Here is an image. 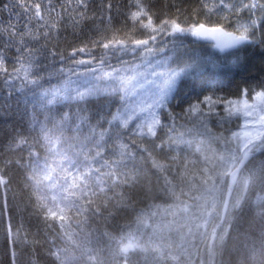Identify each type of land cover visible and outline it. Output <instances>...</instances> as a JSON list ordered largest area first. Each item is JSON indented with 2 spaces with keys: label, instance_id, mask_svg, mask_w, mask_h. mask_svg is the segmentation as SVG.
Returning a JSON list of instances; mask_svg holds the SVG:
<instances>
[{
  "label": "snow or ice",
  "instance_id": "6c2138e0",
  "mask_svg": "<svg viewBox=\"0 0 264 264\" xmlns=\"http://www.w3.org/2000/svg\"><path fill=\"white\" fill-rule=\"evenodd\" d=\"M89 2L90 0H17V6L23 8L26 23L20 30L13 24L5 29L8 39L4 47L13 48L15 56L9 60L4 51H0V82L6 86V90L10 89L9 95L13 90L26 89L31 93L29 103L32 106L26 132L17 133L11 145L12 148L27 153L22 158L26 162L6 160L3 162L4 167H0V216L5 219L10 245L26 242V236L22 233L23 226L16 224L13 227L12 217L8 215L11 179L5 169L13 163L27 169L26 180L34 191L38 206L42 208L46 226L54 233L58 227L62 233L67 213L73 210L77 214L89 213L92 216H102L104 212L113 215L106 203L97 204L95 198L100 193L106 196L109 191L115 193L119 187L130 186L134 177L127 171L128 164L137 158V152L133 149L151 157L148 149L143 144L137 145L133 137L141 141L150 140L160 150L178 148L180 144L190 143L184 139L185 132L178 130L184 128L185 124L178 121L192 123L193 127L187 129L188 133L203 129L201 135L211 134L208 123L213 116L219 118L217 106L222 105L229 115L233 114V107L241 104L245 117H252L257 111L256 106L249 104L246 99L248 89L242 90L241 99L228 100L206 95L203 98L198 97L195 102H189L186 108L182 107L180 113L172 111L170 105L176 98L175 90L181 80L193 78L209 66L220 65L215 55L192 53L175 59L173 62L176 67L167 72L156 73L154 70V74L162 78L157 85V98L149 105L147 116L137 118L135 113H130L127 109L124 96L118 95L119 89L115 87V83L119 81L123 84L128 78L120 75L121 69L114 67L111 59L115 57L118 63L127 64L128 61L123 58L125 55H159L170 42L168 38H172L171 43L175 44L177 40L188 35L210 42L212 48L227 52L228 55H235L228 50L264 45L262 0H200L201 10L209 22L197 20L188 26L178 22V17H157L154 20L149 0H127L126 16L139 25L142 38L122 39L114 33L110 37L81 40L79 45L72 46L67 55L58 49L48 48L47 44L58 40L61 28L69 22L74 33L76 29L82 32L85 30L81 25L86 24L89 18ZM112 12V0H103L96 18L101 23H111ZM214 16L220 19L213 23L211 18ZM33 20L36 21V25H32L36 28L35 31L29 28ZM229 27L231 31L228 30ZM25 35L28 41L25 40ZM97 48L101 50L99 54L96 52ZM165 59L171 60L172 57ZM105 65L111 71L101 74L100 70ZM89 75L95 81H105L104 85L89 82L81 88L79 81L81 78L86 80ZM260 87L262 90L255 91L254 99L260 102L264 111V84ZM114 94L116 98L113 105L120 104L115 113L111 109L107 112L90 110L93 98ZM240 111L237 107L236 112ZM133 120L137 122L131 124ZM249 125H253L252 130H246L242 134L233 133L231 138H223L227 153L226 156L219 157L223 163V171L218 172L213 168L210 172L209 167L199 170L200 183H211V188L215 190L219 187L217 181L219 185H226L225 197L221 201L222 211L218 213L219 224L213 228L208 238L209 264H213L216 256L214 249L217 242L221 247L227 242L229 230L238 223L239 215L243 214L249 187L257 182H264V162L255 169L245 168V162L250 157H254L256 153H264V114H258L255 120L246 119L245 127ZM256 125L259 127H255ZM161 132L165 133L167 140L161 137L160 142L156 143ZM125 138L127 142H124ZM237 138L241 142L234 144L233 140ZM41 151L45 155L41 156ZM197 151L200 149L197 148ZM106 153L116 158L109 160ZM51 155L60 157L62 171L65 173L64 185H58V191L53 195L48 194L44 184L46 179H50L48 160ZM200 163L207 165L208 157H203ZM189 165L194 170L196 161L186 160L182 171L171 172L172 179L164 177V193L177 201V210L185 212L187 205L180 200V196L186 193L182 187L178 192L177 184L173 180L178 179L195 188L191 178H186ZM153 166L159 170L165 167L155 161ZM101 169L106 171L102 172ZM42 170L49 175L41 177ZM242 170L244 174H241ZM73 172L76 174L73 175ZM93 180L94 184L90 183ZM234 186H239V194L233 200ZM119 195L123 197V193ZM257 202L264 203V196H257ZM124 206L133 207V202L129 199ZM156 207L149 205L151 210L141 209L137 212V227H149V219L157 215L154 210ZM259 214L264 217V208L260 209ZM157 230L159 226L154 228V231ZM148 241H151V237H148ZM116 242L125 264L128 254L141 248V241L132 231L122 234ZM52 244L50 255L56 264H69V257L64 250L56 246L55 236ZM84 254L89 264H93L96 257L92 249L86 248ZM256 255L253 250L251 259L255 260Z\"/></svg>",
  "mask_w": 264,
  "mask_h": 264
},
{
  "label": "trees",
  "instance_id": "16d2710c",
  "mask_svg": "<svg viewBox=\"0 0 264 264\" xmlns=\"http://www.w3.org/2000/svg\"><path fill=\"white\" fill-rule=\"evenodd\" d=\"M102 2L103 0H90L89 18L86 24L81 25L85 29L83 32L76 29L74 33L69 22L61 28L59 39L48 43L47 47L58 49L67 55L72 46L79 45L81 40L110 37L114 33L122 39L126 37L142 38V30L139 25L134 24L126 16L127 0H112L113 18L111 23H101L96 18ZM149 4L154 14V20L157 17H178V22L184 26L195 23L197 20L209 22L201 10L200 0H149ZM218 19L220 18L214 16L211 18V22L214 23ZM25 23L23 8L17 6V0H0V51H4L9 60L15 56V50L4 47L8 39L5 29L9 24H13L17 30H20ZM32 25H36L35 20L29 25V28L35 31L36 28ZM228 30L232 29L229 27ZM168 39L170 42L165 51L160 54L173 53L171 50L173 47L172 38ZM183 39L190 42L194 48L202 47L205 51V53L204 51L196 52L187 47L190 54L215 55L220 61V65L219 67L209 66L199 75L179 82L175 90L176 98L170 105L175 113H180L182 107L186 108L189 102H195L198 97L212 95L214 98L219 96L228 100H237L241 98V92L244 89H248V94L262 90L260 85L264 84V45L245 46L235 51V55H221L210 45L192 41L190 35ZM25 40L28 41L27 35H25ZM100 51L99 48L96 49L97 54ZM174 53L172 54L173 60L179 57L178 49ZM130 56L125 55L124 59ZM9 90H6V86L0 82V167H4L3 162L6 160L25 163L26 161L22 158L27 156L26 152L14 149L11 145L13 137L17 133L26 132L28 128L29 113L32 111L31 103H29L31 93L26 89L23 91L13 90L9 95ZM118 95L123 96L120 92ZM115 98V94L95 97L90 105V110L107 112L111 109L115 113L116 108L120 107L118 103L113 105ZM126 106L128 107L127 103ZM136 122L137 120H133L131 124ZM178 123L185 124V127L180 130L186 133L184 139L190 141L189 144H180L178 148L160 150L150 140L141 141L139 138L133 137L137 145L143 144V147L148 149L151 157L147 153L133 149L137 152V158L128 164L127 171L134 177L130 186L119 187L115 193L109 191L106 196L104 193H100L95 198L97 204L106 203L108 210L113 215L104 212L102 216H92L89 213L77 214L73 210L67 213L62 233L58 227L54 233L46 226L42 208L38 206L34 191L26 180L27 169L18 167L15 163L7 167L5 171L11 179V190L8 193V215L12 217L13 227L16 224L23 226L22 233L26 236V242L10 245L5 219L0 216V264H56L50 255L54 236L56 246L64 250V253L69 257V264H89L84 254L86 248L92 249V253L96 257L93 264H124L125 260L119 252L116 239L122 234L126 235L129 231H132L141 241V248L128 254L127 264H183L170 250V244H162L157 238V231H154L157 222L165 220L163 213L168 210L169 206L177 203L172 196L164 193V177L168 176L172 179L171 172L182 171L185 161L193 160L196 161L195 169L193 170V166L189 165L186 178H191L196 187L191 188L190 185L183 182V186L177 185L178 192L182 187L186 193L180 196V200L189 203V198L195 199L211 192V183L209 185L200 183L199 170L209 167L210 172L213 168L219 172L217 169L222 162L219 157L224 156L225 153L223 138H228L239 130L240 120L226 121L223 117L220 119L212 117L208 123L211 134L203 135L200 134L203 129L187 132L188 128L193 127L192 123L182 120ZM161 137L167 140L165 133L161 132L155 142L159 143ZM124 142H127V138ZM197 148L200 151H197ZM43 155L45 153L41 151V156ZM106 156L109 160L116 158L108 153ZM205 156L209 161L207 165L200 163ZM251 159V162L258 168L264 162V153H256ZM153 161L164 165V169L159 170L154 167ZM48 165L51 169L50 179H46L44 184L48 194L53 195L58 191V185H64L65 173L62 171L60 157L56 155L49 157ZM94 166L99 167V165ZM101 170L102 172L106 171V169ZM75 174L73 172V175ZM40 175L44 177L49 173L42 170ZM178 181V179L173 180V183L177 184ZM90 183L94 184V180ZM120 193H123V197L119 195ZM257 196H264V182H257L249 187L244 212L242 215L238 214V223L229 230L227 242L222 247L217 242L213 264H264V217L259 214L260 209L264 208V203L257 202ZM129 199L133 202V207L124 206ZM149 205L157 206L154 209L157 215L150 218L149 227H146L143 232L142 226L137 227L135 217L141 209L151 210ZM152 218L155 220L152 221ZM113 237L116 239H112ZM148 237H151L150 242ZM207 245L208 242L200 245L199 257L195 264H209ZM253 250L257 253L255 260L251 259Z\"/></svg>",
  "mask_w": 264,
  "mask_h": 264
},
{
  "label": "rangeland",
  "instance_id": "374dc122",
  "mask_svg": "<svg viewBox=\"0 0 264 264\" xmlns=\"http://www.w3.org/2000/svg\"><path fill=\"white\" fill-rule=\"evenodd\" d=\"M190 42H187L185 39L177 40L175 44L171 47L173 53L178 49L179 56L184 54H190V50L196 52H203L202 47L194 48L190 45ZM172 53V54H173ZM205 53V51H204ZM172 54L164 55L153 53L151 55L137 56L131 55L130 57L124 59L128 61L127 64H120L117 62L116 58L111 59V64L121 69V76H124L128 79L121 84L119 81L115 83V87L119 89V92L123 94L126 103L128 104L127 109L130 113H135L136 117H146L148 114V107L154 102L157 98L158 87L161 83L162 78L157 77L154 74L156 73L167 72L172 68L176 67V64L171 60H166L165 57H172ZM124 58V57H123ZM101 74L103 72L111 71L107 65L100 70ZM98 83L101 86L104 85L105 81H95L89 75L87 79L81 78L79 81L81 88L86 84ZM109 83H111L109 81ZM255 93L248 94L246 99L251 105H255L257 111L253 113L252 117H245L243 115V105H236L231 109L232 115H229L224 111L223 106H217V112L219 113V118L223 117L226 121H236L240 120V128L234 133L242 134L246 130H252L253 125L245 127V121L255 120L258 114H264V111L261 109L259 101L254 99ZM241 99V98H240ZM240 108L239 113L236 112V108ZM143 109V111H141ZM216 117V116H213ZM255 127H259L256 125ZM181 132H184L178 129ZM233 134V133H232ZM232 134L228 137L231 138ZM186 137V133H185ZM240 138L233 140V143H240ZM227 153H224L226 156ZM252 159L245 162V168L247 170L257 168ZM251 162V163H250ZM218 168V167H217ZM216 170V169H215ZM219 171H223V163H220ZM244 171L242 170V173ZM218 190L211 189V192L205 193L200 197L189 198V203H184L187 205V211L177 210L175 205L169 206L168 210L163 213L165 220L158 221L157 226V238L161 241L162 244H170V250L176 256L178 260L183 264H195L196 260L199 257V247L201 244L208 242V238L213 230V228L218 224V213L222 211L221 201L225 197V187L226 185H219ZM177 185L183 186L181 181L177 182ZM184 189V188H183ZM239 194V186H234L232 199L234 200ZM215 203V206H214ZM183 207V205H182ZM175 213V214H173ZM155 218H152V221ZM151 222L149 219L148 224ZM197 225L200 227L198 228ZM143 232L145 227H143ZM125 263V262H124Z\"/></svg>",
  "mask_w": 264,
  "mask_h": 264
},
{
  "label": "water",
  "instance_id": "95a60500",
  "mask_svg": "<svg viewBox=\"0 0 264 264\" xmlns=\"http://www.w3.org/2000/svg\"><path fill=\"white\" fill-rule=\"evenodd\" d=\"M191 38H192L194 41L199 42V43L210 44V42H207V41H200V40H197V38L192 37V36H191ZM215 50H216L218 53H220V54H227V52H219V50H217V49H215ZM235 50H237V49L228 50V52H233V51H235Z\"/></svg>",
  "mask_w": 264,
  "mask_h": 264
}]
</instances>
